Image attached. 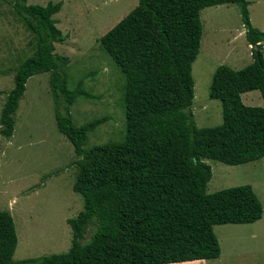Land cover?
I'll return each instance as SVG.
<instances>
[{
	"label": "trees",
	"instance_id": "16d2710c",
	"mask_svg": "<svg viewBox=\"0 0 264 264\" xmlns=\"http://www.w3.org/2000/svg\"><path fill=\"white\" fill-rule=\"evenodd\" d=\"M8 2L33 33L34 50L18 65L14 86L0 110V135L14 131V114L27 80L49 72L58 130L71 142L77 174L72 189L82 209L66 221L71 245L52 253L12 259L17 234L9 211L0 210V264H171L214 259L220 244L216 224L252 223L263 206L250 184L207 192L212 172L204 160L229 165L264 156V107L247 105L241 94L257 89L264 97V31L252 25L251 0H137V4L100 37V44L124 77L123 139L85 148L90 132L106 119L74 123L71 105L93 96L79 80L69 88L67 56L55 52L65 35L54 14L62 2L45 5ZM234 3L251 45L252 62L239 69L221 64L209 86L218 99L222 123L198 127L192 64L202 35L200 10ZM91 234L85 240V231Z\"/></svg>",
	"mask_w": 264,
	"mask_h": 264
},
{
	"label": "rangeland",
	"instance_id": "374dc122",
	"mask_svg": "<svg viewBox=\"0 0 264 264\" xmlns=\"http://www.w3.org/2000/svg\"><path fill=\"white\" fill-rule=\"evenodd\" d=\"M57 1L62 5L54 17L65 40L55 43V52L69 59L65 66L69 88L82 80L83 87L93 96L78 98L71 105L72 119L77 125L93 118L106 119L89 133L84 147L121 140L125 132L124 77L102 48L100 37L137 0H26L41 5ZM248 9L252 25L264 31V0H251ZM200 19L202 35L192 64L191 110L196 125L203 127L222 123L220 101L209 97L216 67L225 64L239 69L253 58L236 4L204 7ZM262 45L264 56V41ZM33 50V33L12 6L0 0V110L7 92L14 86L19 63ZM241 98L247 105L264 107V97L257 89L243 92ZM14 119L13 134L0 135V210L11 213L18 239L12 259L64 253L71 245V229L66 219L75 217L83 206L81 195L72 189L80 157L56 126L49 72L27 80ZM204 160L212 172L207 192L250 184L262 203V217L252 223L214 225L220 244L218 258L171 264H264V156L238 165ZM90 234L87 229L85 240Z\"/></svg>",
	"mask_w": 264,
	"mask_h": 264
},
{
	"label": "crops",
	"instance_id": "0c3cea01",
	"mask_svg": "<svg viewBox=\"0 0 264 264\" xmlns=\"http://www.w3.org/2000/svg\"><path fill=\"white\" fill-rule=\"evenodd\" d=\"M245 31V30H244ZM245 35V34H244ZM247 41V40H246ZM247 44H248V47H250L251 48V45L247 42ZM218 258V257H217ZM215 259V258H214Z\"/></svg>",
	"mask_w": 264,
	"mask_h": 264
}]
</instances>
